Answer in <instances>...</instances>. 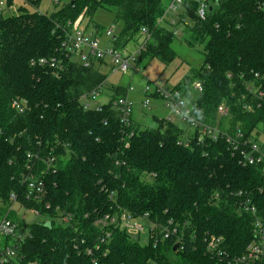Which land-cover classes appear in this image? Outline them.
<instances>
[{"label":"trees","instance_id":"16d2710c","mask_svg":"<svg viewBox=\"0 0 264 264\" xmlns=\"http://www.w3.org/2000/svg\"><path fill=\"white\" fill-rule=\"evenodd\" d=\"M7 1L10 7L13 0ZM24 2L38 9L42 0ZM263 2L212 0L206 21L195 15L194 0L186 2L189 12L180 17H190L187 43L203 47V63L175 88L203 124L228 133L241 129L247 137L264 128V96L258 94H264ZM166 7L165 0H68L49 15L24 6L18 14L0 12V199L2 214L30 231L21 264H236L255 240L254 218L239 212L238 203L248 197L264 218L261 167H243L224 139L199 141V130L185 131L168 119L154 117L156 128L133 120L125 127L114 107L127 96L122 87L99 110L85 109L108 76L100 70L105 61L86 68L67 47L74 24L112 11L119 26L114 49L146 36L137 66L147 59L168 65L177 54L176 37L159 24ZM41 59L55 60V67L40 65ZM194 82L201 93L191 94ZM222 104L228 117L217 115ZM51 153L55 166L46 170ZM33 163L37 177L46 170L42 202L27 199L25 176ZM15 203L36 209L42 220L26 223L11 209ZM120 210L147 214L177 234L146 245L119 229L107 238L96 220ZM67 215L69 224L61 221ZM211 236L222 238L223 255L208 249Z\"/></svg>","mask_w":264,"mask_h":264},{"label":"built area","instance_id":"2783aa9c","mask_svg":"<svg viewBox=\"0 0 264 264\" xmlns=\"http://www.w3.org/2000/svg\"><path fill=\"white\" fill-rule=\"evenodd\" d=\"M166 1V11L164 16L160 19V25L166 26L170 31L173 32L174 36H178L186 25L188 26V21L186 18H181L182 14L187 16L189 8L186 5L187 0H165ZM58 1H56L57 3ZM196 4L195 15L201 21H206L210 12L213 10L212 0H194ZM260 8H264V2L259 5ZM76 24V23H75ZM74 24V27L71 30V34L68 38L67 47L74 54L78 61L84 65L86 68H90L92 64L98 63L100 61H106L110 59L113 67L121 73H126L130 69L134 72H139L141 69L137 66L136 61L141 51L145 49V44L143 43L135 52L126 54L123 56L120 51L114 49L113 47L104 48L101 46V43L95 35H88L85 32L79 30ZM179 27H181L179 29ZM115 25L112 26L107 31V36L111 39L114 36ZM147 35V34H146ZM40 65H51L55 67V60L41 59L39 61ZM113 68V69H114ZM258 76V75H256ZM107 84V81L102 85V87ZM192 88L196 93H201L203 87L199 82H194ZM102 90V89H101ZM100 91L93 92V98L86 102L85 109H93L92 101H95L98 96L101 94ZM134 89L129 88L127 90V96L118 98L114 103L115 109L119 112V119L125 127H130L132 122V104L128 98L129 92H132ZM144 94L146 97H152L157 95L163 100L165 106L172 108L174 113L181 117L183 122L188 126L190 132L200 131L199 141H202L204 137H210L213 140L217 141L218 139H224L228 145L232 148L233 152L239 159V163L243 167L248 166H259L263 169L264 172V128L261 126L258 130L257 136L247 137L241 129H237L233 133H228L220 130L218 127H212L207 124L200 122L194 115L192 106L189 108L187 106L188 99L185 97L183 91L174 88L170 89L167 87L155 86L154 91H151L149 86H146L144 89ZM264 96V94H261ZM150 101L146 99L144 102L145 106H149ZM15 105L20 108V111L23 112L24 107L15 103ZM98 110L100 106L96 107ZM217 115L221 118L229 116V107L226 104H222L217 109ZM169 120V119H168ZM173 122L172 120H170ZM54 150V149H53ZM51 153L44 160L46 164V170L54 167L56 157H51ZM39 155H36L35 161H40ZM28 173L26 174L25 181L28 186V195L27 199L30 201L42 202L43 198L46 195V187L44 185L43 176L46 174V170L41 171L37 177V172L35 169V164L28 165ZM38 173V172H37ZM241 195V194H239ZM113 194H111V197ZM16 197H13V202H16ZM16 204V203H15ZM19 206H21L19 204ZM238 211L245 212L253 216L254 218V235L255 240L248 246L247 251L240 257L234 259L236 264H264V218L259 214L257 207L254 205L252 200L248 197H243L242 200L238 203ZM23 208V206H21ZM49 208V206H47ZM13 209V207L11 208ZM32 213L36 218H42L40 213L32 208L25 209ZM24 220V219H22ZM25 221V220H24ZM63 223L69 224L71 222V216H63L61 218ZM27 223V222H26ZM34 223V222H32ZM31 224V223H28ZM172 225V222L169 223ZM96 225L101 228L105 233L106 237L110 238L112 229H119L126 231L132 237H137L141 235L145 230L146 226L147 232L149 235V240H152L154 237L160 235L161 240L167 239L170 237L171 233L177 234V229L174 228L171 231L168 228L159 227L155 222H153L149 215H144L141 217H134L126 212L117 213L115 215L107 214L105 216H100L96 220ZM19 224L13 220L5 217L0 222V237L3 239H9V244L6 245L0 244V264H21L22 258L19 257V251L21 244L24 240L30 236V231L27 230L23 233H18ZM102 242H105V239H102ZM222 238H215L211 236L210 239H206L208 249L213 252H219L220 255H223L219 248L222 243ZM91 254V251L88 252Z\"/></svg>","mask_w":264,"mask_h":264},{"label":"rangeland","instance_id":"374dc122","mask_svg":"<svg viewBox=\"0 0 264 264\" xmlns=\"http://www.w3.org/2000/svg\"><path fill=\"white\" fill-rule=\"evenodd\" d=\"M56 1H58L56 3ZM68 0H42L38 9L27 5L24 0H13V4L8 7L7 0H0V12L4 15L18 14V9L21 6L27 7L30 11H39L42 14H51L56 9L62 7ZM115 15L112 11L99 10L93 17V20L84 18L82 21L76 23L75 25L79 27V30L85 32L88 35H95L104 48L113 47V43L110 37L107 36V31L115 25L114 23ZM188 26L191 25L190 17H187ZM162 26L165 27L163 24ZM168 26V25H166ZM74 27V26H73ZM169 27V26H168ZM170 28V27H169ZM181 27H179L180 29ZM119 29V26L115 25L114 34ZM187 25L183 28L182 32L176 36L173 42V49L177 54L176 59L170 63L165 64L159 59L146 60L145 64L140 65V71L134 72L130 69L126 73H121L116 71L111 64L110 59H107L105 66L100 68L101 72L108 76L107 84L102 88L100 96L97 97L95 101H92V106L97 107L106 104L110 97L114 93V89L117 87H122L125 89L133 88L132 92H129L128 98L132 104V119L140 127L144 128H156L157 123L154 117L158 119H169L172 120L174 124L187 131L188 126L183 122L182 118L177 116L172 108L165 106V103L157 95L152 97H146L144 94V89L146 86L151 88L153 92L155 86L167 87L174 89L178 84L183 82L194 69L199 68L203 63V47L201 45H195L191 47L187 43V38H189V32ZM148 41L146 36H139L136 42H131L125 50H121L120 53L125 56L126 54L135 52L143 43ZM75 59L78 58L75 56ZM98 67L100 62L95 63ZM99 68V67H98ZM114 68V69H113ZM113 88V90H112ZM194 90L191 94L195 95ZM148 99L150 101L149 106H145L144 102ZM187 106L190 108L192 105L189 101ZM2 200L0 199V222L5 217L2 214V209H4ZM13 209L18 214L19 217L25 220L27 223L41 221V218H36L32 213L23 209L19 204H14ZM14 213V212H13ZM15 214V213H14ZM146 230L139 236L134 237L135 241H138L141 245H146L149 243V235ZM29 229H27V232ZM21 233V229L18 230ZM5 239L0 237V244H4Z\"/></svg>","mask_w":264,"mask_h":264},{"label":"water","instance_id":"95a60500","mask_svg":"<svg viewBox=\"0 0 264 264\" xmlns=\"http://www.w3.org/2000/svg\"><path fill=\"white\" fill-rule=\"evenodd\" d=\"M178 248V245L175 247V249H177Z\"/></svg>","mask_w":264,"mask_h":264},{"label":"crops","instance_id":"0c3cea01","mask_svg":"<svg viewBox=\"0 0 264 264\" xmlns=\"http://www.w3.org/2000/svg\"><path fill=\"white\" fill-rule=\"evenodd\" d=\"M134 121V120H133Z\"/></svg>","mask_w":264,"mask_h":264}]
</instances>
